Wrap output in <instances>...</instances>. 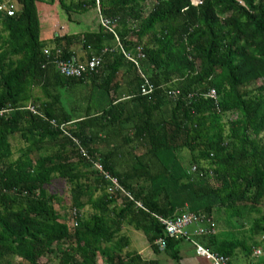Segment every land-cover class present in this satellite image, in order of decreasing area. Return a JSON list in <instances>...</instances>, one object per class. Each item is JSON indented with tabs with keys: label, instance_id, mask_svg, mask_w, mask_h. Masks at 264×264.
Masks as SVG:
<instances>
[{
	"label": "trees",
	"instance_id": "1",
	"mask_svg": "<svg viewBox=\"0 0 264 264\" xmlns=\"http://www.w3.org/2000/svg\"><path fill=\"white\" fill-rule=\"evenodd\" d=\"M43 1L57 2L66 19L49 40L41 38ZM4 3L14 13L0 11V264H153L134 251L122 254L130 243L123 226L142 231L158 252L155 240L165 232L156 216L185 211L215 223L223 211L238 230L248 217L247 236L226 230L196 238L231 264L263 247L264 0ZM100 15L126 50L142 47L151 94H139L141 74ZM56 49L64 59L100 57L102 64L64 77ZM83 83L88 92L76 90ZM16 134L26 146L12 159ZM91 160L144 208L109 194ZM54 176L65 183L68 221L46 190ZM86 207L92 212L83 216ZM165 240V252L177 258L169 249L183 239ZM248 262L264 264V255Z\"/></svg>",
	"mask_w": 264,
	"mask_h": 264
},
{
	"label": "built area",
	"instance_id": "2",
	"mask_svg": "<svg viewBox=\"0 0 264 264\" xmlns=\"http://www.w3.org/2000/svg\"><path fill=\"white\" fill-rule=\"evenodd\" d=\"M197 2V3H196ZM193 4H199L201 3V0H192ZM0 11H6L8 15H13L14 10L11 9L9 6L6 5V3L2 2L0 3ZM100 17V24L101 26L114 35L117 47L120 50L121 54L124 56L126 60L131 62L140 72L141 78H142V85L139 90L140 95H148L151 94L155 86L151 82V80L148 78L147 75H145L141 71V61L145 59V53L142 50V47L136 46L134 51L126 50L120 43L118 36L113 29V25L110 20L103 18L101 15ZM57 33V32H56ZM54 33V34H56ZM53 34V35H54ZM49 49H44V54L49 55ZM61 51L60 49H56L55 56L53 58V61L55 63L56 69L58 73L64 77H71V78H80L83 74L96 71L99 66L102 64L100 57H92L90 60H88L86 63H81L77 61V58L75 56H71L69 58H61L60 56ZM171 95H176L179 93L178 90H172L168 92ZM208 96L215 97V91L210 90L208 92ZM28 109L31 111L34 110V107L29 104ZM5 111H2L3 113ZM65 125H60L61 130L69 137L70 134L66 132ZM78 143V142H77ZM81 152L85 155V150L80 147ZM93 166L95 169L99 171L102 178L106 181V191L109 194H116L119 196H125L130 201L134 202V204L137 207L144 208L143 205L137 201L134 196L127 191L119 182L118 178L116 176H113L109 171L105 170L98 161L91 160ZM195 168H193L194 170ZM77 215L76 208L72 209V216L75 218ZM158 221L163 225L165 237H160L155 240V244L157 245L159 250H164L166 247V240L165 238H172V239H183L190 241L194 247L196 252L199 255L204 256L208 260L212 262V264H231L229 257L214 252L208 247L201 244L196 238L201 236H212L215 233H217V227L216 223L208 218L203 217L202 215H198L192 212H182L179 215H176L175 217L166 218L162 216H156ZM77 222H74V225H76ZM261 251L259 249L254 250L253 254L258 256L260 255Z\"/></svg>",
	"mask_w": 264,
	"mask_h": 264
},
{
	"label": "rangeland",
	"instance_id": "3",
	"mask_svg": "<svg viewBox=\"0 0 264 264\" xmlns=\"http://www.w3.org/2000/svg\"><path fill=\"white\" fill-rule=\"evenodd\" d=\"M3 1L8 2V4H11L14 0H3ZM37 5H38V13L40 16V23H41V26L43 27V32L47 33L45 36H47L48 33L56 32L57 30H60L62 32L64 29L59 27V25L63 24L65 26L63 22L66 19L58 3L55 2L53 4H48L43 1V2H38ZM87 85L88 83L77 85L76 90H78V92H84V91L88 92ZM34 94L41 96V91L38 88H35ZM10 141H11L12 148H13V154L11 158L15 159L18 157L20 151L25 148L26 143L20 138L19 134L18 135L16 134L15 136H11ZM182 155L186 156L185 150L182 152ZM189 168H188L189 170L188 172L193 170L194 165H192ZM65 189L66 187H65L64 181L57 176H54L50 184L46 186V190L49 193H53L56 195V200L54 202V208L58 211V217L61 221H68L67 219L69 215V210L66 209L68 205H67V200H66V195H65ZM91 212L92 211L89 209V207H86L82 210V215L87 216ZM218 218L219 220L216 223L217 232L232 230L235 233V235H237L238 237H242L245 234H246L245 236H247V233H244L245 232L244 229H247L249 227V220L247 219L248 217H246V215H245V219L243 218L244 227L239 230L232 228L231 226L232 222L227 219V216L226 214H224L223 211L221 212L220 217ZM122 234L127 235L130 239V243L128 247L124 249L122 254H125V252L127 251H136V252L139 251L142 253L143 257L145 258L152 257L154 259H157L159 264H167V262L171 260L170 257L164 251L154 252L150 248L145 234L142 231L135 229L133 226L125 224L122 228ZM258 240H262V237H260ZM247 243H250V241L248 240ZM257 249L261 251L260 255L258 256L253 254V251ZM252 250H253L252 257L248 259H245L243 254H241L239 264H251V262H248V260L252 262H257L264 255V245L263 247H260V248L255 247ZM97 260L99 263L101 262L100 257ZM14 262L15 264H26L24 262L19 263L16 259L14 260Z\"/></svg>",
	"mask_w": 264,
	"mask_h": 264
},
{
	"label": "crops",
	"instance_id": "4",
	"mask_svg": "<svg viewBox=\"0 0 264 264\" xmlns=\"http://www.w3.org/2000/svg\"><path fill=\"white\" fill-rule=\"evenodd\" d=\"M54 33L55 32L48 33V35L45 36L47 33L43 32V27H42L41 38L49 40L52 38ZM80 53H82V52H78L77 54H80ZM174 250L178 254L177 258L171 257L168 252H165V250H160V251H164L170 257L171 260L168 261L167 264H212V262L210 260H208L207 258H205L202 255H199L196 252L194 245L190 241L182 240V241L172 245L171 249H169V252H172ZM134 252H136V251H134ZM137 253L140 254L143 259L154 260L155 262H153V264H159L157 259H154L152 257L145 258V257H143L141 252L138 251Z\"/></svg>",
	"mask_w": 264,
	"mask_h": 264
}]
</instances>
